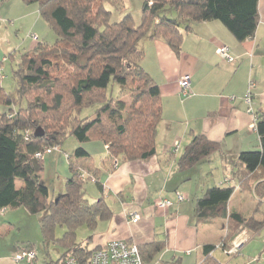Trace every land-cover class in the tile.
<instances>
[{
	"label": "trees",
	"instance_id": "obj_1",
	"mask_svg": "<svg viewBox=\"0 0 264 264\" xmlns=\"http://www.w3.org/2000/svg\"><path fill=\"white\" fill-rule=\"evenodd\" d=\"M23 2L38 5L42 21L55 31L57 40L40 42L14 61L13 91L4 88L0 74V214L23 209L43 215L44 243L64 249L58 260L43 264H65L71 258L88 264L93 252L103 247L89 248L93 235L85 246L78 245L77 232L86 227L94 233L100 223L112 218V211L103 197L92 201L86 194L90 182L101 192L103 187L99 183L102 171L94 167L83 145L103 143L108 151L104 165L109 169L116 161H149L157 156L163 102L159 85L142 66V42L161 40L179 57L185 34L193 31V25L209 22H220L238 42H245L257 32L259 0H145L139 25L122 0ZM109 6L122 12L121 21L112 23ZM171 12L175 18L168 17ZM93 107L97 109L92 118H81L84 110ZM255 118L256 150L240 153L232 178H224L196 200L197 225L227 220L224 241L219 247H203L202 264H222L215 256L218 249L225 253L244 230L257 232L264 225L255 217L228 210L236 192L252 193L259 203L264 202V113ZM70 136L79 147L68 154L70 177L64 194L52 200L35 155L55 147L59 150ZM177 151L178 146L173 152ZM216 153L227 159L221 142L194 135L177 165L180 171H190ZM17 181L23 185L17 186ZM57 227L66 230L59 239ZM165 246L164 240H155L138 247L143 261L152 264Z\"/></svg>",
	"mask_w": 264,
	"mask_h": 264
},
{
	"label": "crops",
	"instance_id": "obj_2",
	"mask_svg": "<svg viewBox=\"0 0 264 264\" xmlns=\"http://www.w3.org/2000/svg\"><path fill=\"white\" fill-rule=\"evenodd\" d=\"M259 13L255 36L242 43L220 22L193 25V31L185 34L179 57L161 40L142 42L145 53L142 66L159 85L163 102L157 156L149 161L118 162L116 167L109 169L104 165L108 151L103 143L83 145L92 155L94 167L102 171L99 183L103 187L101 192L95 182H90L86 194L92 201L103 197L112 211V218L99 224H105L104 229L99 231L98 226L93 233L92 248L104 247L112 241H129L142 246L164 240L165 249L152 264H156V260L164 264H202L205 245L221 246L227 220L197 225L195 216L196 200L213 186L203 183L198 189L189 188L196 170H203L202 167L196 169L201 163L185 172L180 171L177 159L194 135L221 142L227 159L216 153L204 161L208 167L218 164L224 171L213 184L215 186L226 177L232 178L240 153L249 151L252 142L259 145L258 133L252 125L258 113H264V0H259ZM46 32L37 4L27 5L23 0L0 3L3 86L7 79L5 73L13 71L11 61H17L22 53L33 50L40 42L50 44ZM33 36L39 40L36 42ZM224 46L230 49L234 63H228L217 54V49ZM185 76L191 77V86L189 95L182 97L179 82ZM248 95L250 103L246 100ZM176 143H179L178 151L174 153ZM229 161L233 166L228 176ZM41 165V178L49 188L50 198L55 200L64 194L70 177L68 153L61 147L45 155ZM48 168H54L62 178L57 188L54 182L47 180ZM178 191L185 195V202H177L175 193ZM158 199L174 201L175 205L159 210L156 207ZM139 208L147 221L141 216L140 221L133 223L132 218L139 213ZM228 210L264 221V202L259 203L252 193L236 192L228 202ZM22 212L26 211L0 214V264H17L15 257L22 248L5 240L20 225ZM158 222L161 226H156ZM238 237L243 240L240 253L226 256L218 249L224 256L220 260L215 253L219 261L222 264H264V225L257 232L246 229ZM136 239L141 242L137 243Z\"/></svg>",
	"mask_w": 264,
	"mask_h": 264
},
{
	"label": "rangeland",
	"instance_id": "obj_3",
	"mask_svg": "<svg viewBox=\"0 0 264 264\" xmlns=\"http://www.w3.org/2000/svg\"><path fill=\"white\" fill-rule=\"evenodd\" d=\"M123 2V6L128 9V12L132 15L134 22L136 25H139L141 22V17H142V8L144 5L145 0H122ZM109 10L112 12V23H117L119 21H121V19L123 18L122 12H119L117 9H115L114 7H110L109 6ZM175 13L171 12L170 14H168L169 18H175ZM46 25V24H45ZM47 27V32H46V36L48 35V39L50 44H54L55 41L57 40V35L55 33V31L51 30L50 28ZM12 67L15 68L16 67V63H14V60L11 61ZM12 70V69H11ZM5 76L7 77V79L4 81V88L7 91H13L15 88V82L13 79V75L12 72L9 71L5 73ZM97 109V107H93L91 109L88 110H84L81 113V118H92L94 116V112ZM231 143V142H230ZM75 144H79V142L74 138V137H68L62 144V149L64 152L68 153V154H72L73 151L77 148L74 147ZM251 149L249 151H255L256 150V146L257 144H255L254 142L251 143ZM232 148V147H230ZM249 151H245V152H249ZM36 160L39 163L43 162V159H37ZM237 160V157H236ZM203 163V164H202ZM196 169L199 168H203L202 172H198L200 170H196V174L194 175L192 182L190 183V186H188L189 188L192 189H198L201 184H208L207 186H214L213 184L216 182L217 178L219 176H223V170L222 168H220V166L217 165H212V167H208L206 164H204V162H202ZM205 165V166H204ZM227 166L229 167L230 172L227 173V175L229 176L231 174V168L233 166V163L231 161L228 162ZM47 180L50 183L54 182V186H56V188L60 185V181L59 179L61 178L59 176V174H57V172L55 171V169L53 168H48L47 169ZM62 179V178H61ZM23 185L22 181H17V186H21ZM189 185V182H188ZM160 199H158L156 201V203L159 201ZM26 211V210H24ZM139 213H137L140 217L142 216L144 218V222H146V218L144 215V212L141 208H139ZM24 213V212H22ZM21 219V223L18 226V228L16 229V231H14V233L8 234L7 238L5 240L6 243H11L16 246V247H20V248H26L29 245H34L35 247V251L37 253V260L35 262L32 263H23V264H43V262L45 260H53L56 261L58 260L63 252L64 249L62 247H60L59 245L55 244V243H51L49 245H46L44 243V239H43V235L40 229V221L43 217V215H32L29 212H25L23 214V216H20ZM150 221V220H149ZM144 222L142 224L139 225V227L144 225ZM105 224H101V226L99 225V231L104 229ZM160 225V223L158 222L156 224V226ZM160 229V228H159ZM65 228H61V227H57L56 231H55V237L57 239L62 238L64 233H65ZM147 233V231H146ZM93 233L91 231H89L86 227H82L78 230L77 232V244L78 245H83L85 246L87 243V240L90 236H92ZM162 237V235H161ZM137 243L141 242L140 240L136 239ZM90 249H92V245L90 244L89 246ZM216 256L220 259L223 260L224 256L222 255V252H220L219 250L216 251ZM195 259V255L193 256L192 260ZM156 264H164V263H160L158 260H156L155 262Z\"/></svg>",
	"mask_w": 264,
	"mask_h": 264
},
{
	"label": "built area",
	"instance_id": "obj_4",
	"mask_svg": "<svg viewBox=\"0 0 264 264\" xmlns=\"http://www.w3.org/2000/svg\"><path fill=\"white\" fill-rule=\"evenodd\" d=\"M34 40L37 39L36 36L33 37ZM217 54L228 63H234L235 58L231 55L230 49L228 47H220L217 49ZM181 88V96L187 97L190 93L191 86V77L185 76L179 82ZM247 102L250 103V97L247 98ZM252 129H256L255 123L252 125ZM178 143H176V147ZM57 151L58 148L54 149H46L43 153H38L35 155V159H43L45 155L51 154L52 151ZM115 167L117 166V161L114 163ZM176 200L178 203L185 202L186 197L181 192L176 193ZM175 205L174 201L170 200H161L157 202L156 207L159 210H166ZM4 214V211L2 212ZM140 221L139 215H134L132 218L133 223H137ZM244 232V231H243ZM242 232V233H243ZM243 245V240L240 237H237L233 243L232 247L225 251V255L227 256H235L238 255L241 251V247ZM37 253L35 250H22L20 251L16 257L15 262L17 264H21L24 262L32 263L36 260ZM65 264H79L77 260L71 258L68 259ZM88 264H146L142 256L140 254V250L138 245L128 242V241H112L108 243L106 246L99 250H95L92 256L89 259Z\"/></svg>",
	"mask_w": 264,
	"mask_h": 264
}]
</instances>
